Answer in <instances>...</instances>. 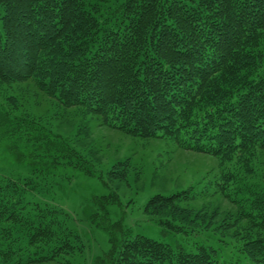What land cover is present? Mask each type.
Wrapping results in <instances>:
<instances>
[{
    "label": "trees",
    "instance_id": "1",
    "mask_svg": "<svg viewBox=\"0 0 264 264\" xmlns=\"http://www.w3.org/2000/svg\"><path fill=\"white\" fill-rule=\"evenodd\" d=\"M0 21V149L33 170L0 175V264L84 251L67 211L27 200L78 156L20 108L28 84L130 136L218 157L242 202L225 222L250 264H264V0H0ZM190 193L156 194L145 212L168 211L156 221L180 231L192 220L177 203ZM113 194L93 199L91 224L109 243L93 264H239L202 244L133 236L109 218Z\"/></svg>",
    "mask_w": 264,
    "mask_h": 264
},
{
    "label": "rangeland",
    "instance_id": "2",
    "mask_svg": "<svg viewBox=\"0 0 264 264\" xmlns=\"http://www.w3.org/2000/svg\"><path fill=\"white\" fill-rule=\"evenodd\" d=\"M22 87L20 108L78 152L73 164L54 169L47 191L27 198L29 202L48 200L67 211L68 225L83 241V252L48 264H93L109 249L107 232L91 224V218L100 212L93 199L112 192L120 201L108 207L109 218L122 221L133 236L144 235L188 251L202 244L215 249L220 261L250 264L233 237L234 227L225 222L228 215L234 218L242 202L237 186L223 178L218 157L182 149L168 139L130 136L104 126L99 117L82 109L65 108L32 84ZM86 169L92 173L87 174ZM32 171L4 147L0 149V175L28 177ZM189 189V198L177 206L187 211L185 217L192 221L176 222L183 227L180 231L166 230L156 221L168 211L145 212L156 194L168 196Z\"/></svg>",
    "mask_w": 264,
    "mask_h": 264
}]
</instances>
